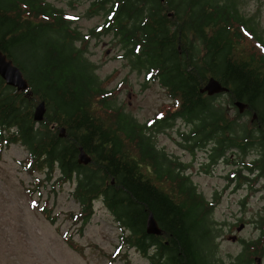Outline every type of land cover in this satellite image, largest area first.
I'll list each match as a JSON object with an SVG mask.
<instances>
[{
  "label": "trees",
  "instance_id": "16d2710c",
  "mask_svg": "<svg viewBox=\"0 0 264 264\" xmlns=\"http://www.w3.org/2000/svg\"><path fill=\"white\" fill-rule=\"evenodd\" d=\"M93 3L106 9L102 28L114 30L124 47L130 44L128 53H136L134 66L144 64L145 54L148 77L166 88L170 103H163L145 122L114 107L95 72V63L75 44L80 31L73 27L74 17L65 8L48 0H0V46L20 65L33 90L28 95L27 90L6 84L0 75V143L23 144L29 155L27 165L44 170L47 179L59 169L58 179L76 183L80 230L92 216L94 202L102 199L118 221L122 236L146 254L151 264H207L211 229L203 213L211 211L215 203L205 200L189 175L177 174L175 160L148 133L184 117L194 121L195 132L202 133L199 140L212 137L221 143L236 137L230 133L238 132L236 127L242 124L245 153L253 141L250 125L264 124V54H245L241 38L255 37L260 50L264 39L252 23L254 18L241 14L234 3ZM174 8L180 18L186 17L179 28L173 27L177 19L168 13ZM190 14L202 52L195 42L179 35L183 30L187 37ZM130 19L136 22L129 25ZM211 75L228 90L213 95L202 92L201 86ZM223 93L234 104L236 100L246 102L245 110L241 112L236 105L234 117H228L226 107L216 102ZM37 99L47 103L45 118L40 121L33 115ZM245 114L254 121L236 122ZM61 127L66 129L64 136ZM80 146L91 155L89 163L79 162ZM43 211L56 220L48 207L43 206ZM150 211L166 231L163 241L146 230ZM156 242L160 249L151 247Z\"/></svg>",
  "mask_w": 264,
  "mask_h": 264
},
{
  "label": "rangeland",
  "instance_id": "374dc122",
  "mask_svg": "<svg viewBox=\"0 0 264 264\" xmlns=\"http://www.w3.org/2000/svg\"><path fill=\"white\" fill-rule=\"evenodd\" d=\"M48 1L66 8L74 17L71 23L80 31V38L75 39V44L95 63V72L101 85L108 89L109 100L114 107H122L138 121L145 122L163 103H170L166 88L158 80L147 79L149 74L145 68L134 66L131 59L136 55L128 53L130 44L124 47L120 35L114 34V30L106 32L102 28L107 15L105 8L98 7L94 0ZM173 1L182 3V6L185 4V0ZM211 2L234 3L241 14L254 18L252 23L264 39V0ZM173 11L169 15L173 16ZM92 30L99 33H92ZM256 41L255 37L243 35L241 47L245 54H255L256 57L264 54V45L259 44L260 50ZM194 42L197 50L202 52L200 41L195 38ZM20 55L26 56L25 53ZM217 98V104L226 107L228 117L233 118L237 106L229 100L230 96L223 93ZM235 120L243 122L251 120V116L245 114ZM193 125L194 121L176 118L171 125L148 134L152 133L157 146L170 157L179 153L188 158L182 148L177 149L174 136L178 129L189 133ZM236 128L240 134L244 132L242 124ZM257 132L259 130L255 129L253 134ZM259 150V146L255 149L250 146L247 153L234 149L233 156L240 158L243 153L245 160L250 161ZM202 152L206 151L198 149L197 156ZM28 157V150L23 144L0 143V264H151L146 254L131 246L126 236H122L118 221L102 199L94 202L93 214L84 229L80 230L81 222H76L80 208L74 195L76 183L58 179L59 169L47 179L44 170L27 165ZM232 167L231 163L222 161L212 172L206 173L200 171V162L196 161L194 166L197 171L194 180L200 190L207 199L216 200L206 224L211 229V235L215 236V253L219 255H225L227 251L236 253L240 249L239 243L228 237L230 228L236 230L234 223L237 218L248 220L241 235L251 239L257 233L255 225H252L253 212L264 211V174L259 176L258 181L244 180L240 187L235 188L227 182ZM257 174L254 171L248 175L254 178ZM43 206L48 207L47 212L56 217L55 221L45 214Z\"/></svg>",
  "mask_w": 264,
  "mask_h": 264
},
{
  "label": "flooded vegetation",
  "instance_id": "af4514ba",
  "mask_svg": "<svg viewBox=\"0 0 264 264\" xmlns=\"http://www.w3.org/2000/svg\"><path fill=\"white\" fill-rule=\"evenodd\" d=\"M165 1L166 0L162 2H165ZM172 10H174L173 16L176 17L177 19V24H174V28L175 27L179 28L180 26H183L181 22L185 20L186 17L180 18L179 14L176 12V9H171L170 11L168 10V13L170 14ZM188 18H190V20L188 21V25H190V23H192L193 21V15L190 14ZM132 20L133 19L127 20V23L130 25L132 23ZM185 33H186L185 31L179 30V35L183 36L184 39L188 42H194V39L197 38L196 30L191 25L188 29L187 37ZM134 59L133 60L131 59V60L134 62ZM145 59L146 58L144 54V58H143L144 64H142L140 67L145 68L147 74H149ZM148 76H147V79H148ZM29 87H30V83H29ZM29 87L27 89H29ZM177 118H183V117H177ZM254 119L255 118H251L252 122L254 121ZM195 128L196 127L193 125L189 133L186 131H180V129H178V131L176 132V135L174 136L175 145L177 149L182 148L189 157L184 158L183 156H180L179 153H175L174 156H172V159L175 160V168H176L177 174L179 176L189 175L193 184L196 186L198 192H201L204 195V193L200 190L198 183L194 180V176L195 174H197V171L194 168L196 161L200 162V171L201 172L204 171L206 173L212 172L213 169L218 165V163L222 161L231 163L233 167L230 170V174L228 175L227 182H229V186H234L235 188L240 187L244 183V180L251 181V179H253L255 181H258L259 176H262L264 174V163H263L264 161L263 159L264 124L260 126L253 122L250 125V128L252 130L257 129L259 130V132L251 134L253 136V141L249 144L247 151L245 153L250 151V146H252V149H255L256 146L260 147V150L254 154L255 157L250 161L245 160L244 154H243L244 153L243 137L245 135L244 133L242 134L230 133V135H233L236 137H234L231 140L225 139L223 142L220 143L217 138H212V137H207L206 139L202 141L199 140L200 135H202V133H200V131L195 132ZM247 135H250V134H247ZM198 149H203L206 152H202L201 155L197 156ZM234 149L236 151L243 152L240 158H235L233 156ZM255 160H259V162H255ZM254 171H257L259 174H257L254 178H252L248 174ZM175 183L178 185L177 182ZM176 198L178 200H182L183 196H177ZM205 200L212 201L214 203L216 202V200L212 198L207 199L206 196H205ZM209 213L210 211L203 213V216L205 215L206 220H207V216ZM253 213L254 214L252 217V225H255V228L257 230L256 236L254 238L249 239V237L241 235L242 234L241 231L246 226V223L248 222V220L246 218H241V217L237 218V220L234 223V226H236V230H234V228H230L228 230L229 231L228 237H230L233 241L238 242L240 249L236 253L227 251L225 255L224 254L219 255L218 253H213V250L216 249L215 246L217 244V241L215 240V236L211 235V238L209 241L210 258L207 261V264H264V211H260V212L256 211ZM157 221L161 228V232L155 233V234L160 235L159 240L163 241V234L166 231L158 219ZM225 235L226 233L224 234V236ZM165 242L168 243V240H165ZM154 245H156L157 249L161 248V245L158 242H156V244H152L151 247H153ZM211 258L213 259L211 260Z\"/></svg>",
  "mask_w": 264,
  "mask_h": 264
},
{
  "label": "water",
  "instance_id": "95a60500",
  "mask_svg": "<svg viewBox=\"0 0 264 264\" xmlns=\"http://www.w3.org/2000/svg\"><path fill=\"white\" fill-rule=\"evenodd\" d=\"M164 1V0H161ZM0 75L4 78L7 84L13 85L19 90H26L29 87L28 78L24 75L23 69L17 64L7 52L0 46ZM229 87L224 85L218 78L211 75L207 82L201 86L200 90L209 95L227 91ZM33 90L27 89V93H32ZM235 104L240 107V111H244L247 106L246 102L236 100ZM47 112V103L45 99L40 100L34 107V119L37 121L43 120ZM256 115V114H254ZM65 127H61L60 135H65ZM78 160L81 163H89L92 160L91 155L85 150L83 146L79 147ZM114 181V180H113ZM146 230L148 233H160L161 228L152 211L149 212L147 218Z\"/></svg>",
  "mask_w": 264,
  "mask_h": 264
},
{
  "label": "bare ground",
  "instance_id": "6f19581e",
  "mask_svg": "<svg viewBox=\"0 0 264 264\" xmlns=\"http://www.w3.org/2000/svg\"><path fill=\"white\" fill-rule=\"evenodd\" d=\"M28 94V93H27ZM29 95V94H28Z\"/></svg>",
  "mask_w": 264,
  "mask_h": 264
}]
</instances>
